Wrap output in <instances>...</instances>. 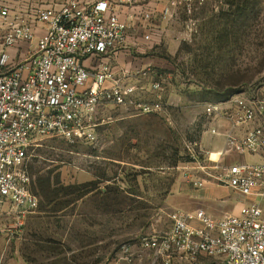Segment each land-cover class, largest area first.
<instances>
[{
    "label": "rangeland",
    "instance_id": "1",
    "mask_svg": "<svg viewBox=\"0 0 264 264\" xmlns=\"http://www.w3.org/2000/svg\"><path fill=\"white\" fill-rule=\"evenodd\" d=\"M61 1L0 3L24 12ZM233 1L153 0L165 37L119 55L129 72L149 78L125 81L138 87L130 102L106 100L96 110L93 142L45 135L29 148L24 167L38 203L20 215L5 205L0 261L148 264L141 238L165 230L170 212L234 209L237 192L204 197L193 183L209 139L204 105L264 87V0H249L240 13ZM143 78L160 90L141 92Z\"/></svg>",
    "mask_w": 264,
    "mask_h": 264
},
{
    "label": "built area",
    "instance_id": "2",
    "mask_svg": "<svg viewBox=\"0 0 264 264\" xmlns=\"http://www.w3.org/2000/svg\"><path fill=\"white\" fill-rule=\"evenodd\" d=\"M128 29L106 0H62L24 12L0 3V214L6 204L19 215L37 206L24 162L40 136L93 142L96 110L106 100L130 102L138 87L122 82L112 64L127 46ZM151 88L160 90L159 83ZM263 89L204 105L210 125L226 119L231 128L217 159L201 148L193 183L233 189L239 212L221 218L202 208L170 212L165 230L141 238L148 264H264ZM225 152L258 159H225Z\"/></svg>",
    "mask_w": 264,
    "mask_h": 264
},
{
    "label": "crops",
    "instance_id": "3",
    "mask_svg": "<svg viewBox=\"0 0 264 264\" xmlns=\"http://www.w3.org/2000/svg\"><path fill=\"white\" fill-rule=\"evenodd\" d=\"M112 9H114L117 14L120 16L121 19L125 20L129 26L128 29V42L125 49H123L119 55H121L123 52H128L129 50H147L148 48H152L153 46L158 45L165 37L164 30H162V25L159 23L160 19L158 16L154 15V8L158 6L157 9H161L160 5L157 3H153V0H106ZM149 14L150 16H147ZM158 17V18H157ZM148 36V38H146ZM119 55L113 60L112 64L114 65V74L120 78L122 82L132 81L133 76L136 74H133L129 72V70H133L132 65L130 66L124 65L121 62V58ZM132 60V59H131ZM96 60L94 61H87V65H95ZM123 64V65H122ZM136 71V70H135ZM138 72V71H136ZM150 76V75H148ZM147 76V78H149ZM142 78V76L138 75L137 78ZM144 78L142 79V81ZM145 81V80H144ZM152 82H141V92L142 88L144 87L148 92L156 94L158 91L153 90L151 88ZM109 85V84H108ZM143 85V86H142ZM213 125V128L216 129V133L213 134L211 132V126ZM231 125L229 121L226 119H217L213 124L210 125V129L208 131V142L207 146L205 147L207 152L210 154V157L212 158V153L216 155V157H213L212 159H217L220 155L219 153L226 148V142H225V134L230 130ZM245 155L238 154L235 152H225L224 157L225 159H232L235 161H241L240 158L244 157ZM224 187V188H223ZM227 190H231L232 192H235L233 189L216 185L214 181L207 180L206 184L203 186V189L201 191V195H204V197L211 196V194H221V193H227ZM228 190V191H229ZM211 198V197H210ZM227 199H223V201H226ZM239 200V199H238ZM241 206V201L239 200L236 206L233 210L226 211L222 213L211 211L208 208H202L204 209L207 214L214 218H221L224 215L232 214V213H238ZM201 208V207H200ZM198 209V208H196ZM183 210V209H181ZM195 210V209H192Z\"/></svg>",
    "mask_w": 264,
    "mask_h": 264
},
{
    "label": "trees",
    "instance_id": "4",
    "mask_svg": "<svg viewBox=\"0 0 264 264\" xmlns=\"http://www.w3.org/2000/svg\"><path fill=\"white\" fill-rule=\"evenodd\" d=\"M232 1H233V0H232ZM237 3H238V4H237L236 7H237V10H238L239 13H240L241 11L245 10V9L248 7L249 0H238ZM233 4H235L234 1L230 3L229 8H230V7L232 8Z\"/></svg>",
    "mask_w": 264,
    "mask_h": 264
},
{
    "label": "bare ground",
    "instance_id": "5",
    "mask_svg": "<svg viewBox=\"0 0 264 264\" xmlns=\"http://www.w3.org/2000/svg\"><path fill=\"white\" fill-rule=\"evenodd\" d=\"M216 155L214 153H212V157H215Z\"/></svg>",
    "mask_w": 264,
    "mask_h": 264
}]
</instances>
